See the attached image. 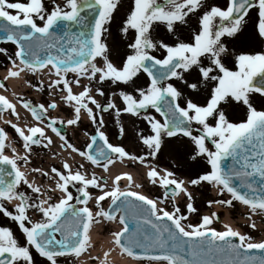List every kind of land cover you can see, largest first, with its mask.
I'll return each instance as SVG.
<instances>
[{
  "label": "snow or ice",
  "instance_id": "1",
  "mask_svg": "<svg viewBox=\"0 0 264 264\" xmlns=\"http://www.w3.org/2000/svg\"><path fill=\"white\" fill-rule=\"evenodd\" d=\"M121 3L122 0H51L49 10L44 0H0V42L17 47L15 58L8 57L12 68L0 80V89L6 88L4 81L18 78L22 72L41 77L47 74V88L53 92L59 89L63 93L60 101L73 111V118L65 121L50 115L51 110L60 107L55 99L34 104L17 97L33 123H5L22 139L23 155L14 147L13 155L6 154L8 134L0 127V211L18 223L22 234V238L18 237L11 228L0 226V264H36L33 249L48 264H59L62 256L74 261L87 256L97 264H112L110 255L117 250L128 257L146 259L148 264H264V237L256 240L227 224L224 230H217L213 226L214 219L219 220L216 212L192 223L188 217L198 209L187 187L210 184L230 198L209 200V206H233L238 201L249 209L251 228H257L256 216L264 222V110L251 102L252 93L264 96V50L236 53L229 47L231 41L244 36L253 10L258 11L255 35L264 41V0H226L224 5L211 4L209 0H131L120 26L129 51L116 63L111 59L106 34H110L109 26ZM160 26L173 39L166 42L159 38L156 33ZM7 51L0 48V52ZM193 73L195 82L189 83ZM142 75L147 78L146 86L136 87L135 94L119 91L123 107L114 99L102 103L93 94L95 89L99 96H105L99 85L106 83L135 86ZM175 81L194 94L203 89L207 92L205 101L200 103L192 95L186 96ZM33 86L42 90L43 78ZM233 101L246 106V119L233 122L228 118L224 105ZM110 110L115 112L117 123L121 113L142 116L147 121L151 134L140 137L146 147L144 155H135L110 142L102 130L106 123L103 113ZM5 113L22 120L17 103L0 94V118ZM84 115L98 125L87 150L71 143L58 126L78 125ZM48 129L66 149L105 173L125 158L145 165L146 177L164 189L163 197L151 198L132 190L143 185L136 184L130 173L115 175L109 186L108 177L98 176L95 171L89 173L84 163L73 169L67 159L62 162L63 170L31 169L53 181L47 189L36 184L22 165H29L34 145L47 148L54 143ZM119 131L121 135L125 133L122 124ZM165 137L175 141L168 146L177 155L204 161L201 173L185 180L153 164L163 151ZM125 179L129 183L122 187ZM25 185L38 195L21 190ZM181 194L189 201L187 214L175 203L172 211L162 206ZM106 199L110 200L107 210L102 204ZM5 201L14 202L15 212L8 210ZM32 213L39 217L33 220ZM104 220L121 227L111 234L112 246L92 257L91 232Z\"/></svg>",
  "mask_w": 264,
  "mask_h": 264
},
{
  "label": "rangeland",
  "instance_id": "2",
  "mask_svg": "<svg viewBox=\"0 0 264 264\" xmlns=\"http://www.w3.org/2000/svg\"><path fill=\"white\" fill-rule=\"evenodd\" d=\"M212 0H209L211 2ZM44 3L46 6L51 10L52 4L51 0H44ZM39 22V21H38ZM0 48H5L7 49V54L0 52V73L3 70H6L8 67H12L11 61L9 60V56H12L15 58V52L17 51L16 47L12 43H7V42H1L0 43ZM114 59V57H113ZM115 62V61H114ZM17 63L18 60H17ZM20 77H22L21 81L18 83V86L15 89H12L9 87L8 83L4 81L6 88L1 89L10 95H12L16 100L17 94H30L32 96V101L34 102H41V89L38 87H34L33 85H38L39 81L41 80V76L32 74L30 72H22ZM4 78V77H3ZM146 76H141L137 81L135 86L133 85H112L111 83L109 84H102L99 85L103 89L108 86V91H110V96L109 99H114L115 102L117 103L118 106L123 107V102L121 98L119 97V91L121 89L131 92L135 94V88L136 87H144L145 81H146ZM0 80L1 79V74H0ZM45 80V78H44ZM28 81H31V84L28 83ZM176 85L178 88H180L182 91H184L185 95H188V88L180 82V81H175ZM116 93V96H113L112 93ZM97 99H99L102 103H106L107 99L104 100L103 98L99 97L97 94ZM23 96H21L22 98ZM251 99L254 100L253 105L257 109L264 110V97L257 95V94H251ZM199 101L200 103H203L205 99L203 100H196ZM232 104L228 105L226 110H231L232 109ZM241 110L239 116H231L229 119H232L234 117L233 122L241 121L244 120L245 115H246V106L245 105H240ZM25 110V109H24ZM20 112V115L22 117V120H20L24 125L28 124L31 125L33 122L30 121L29 117L25 113V111ZM153 115H156L157 118L159 117V114L155 113V110H150ZM98 115H100L98 113ZM104 120L106 118L109 119V124H110V129L108 131V137L111 143L113 144H118L122 145L126 148V150L130 153H133L135 155H144L146 152V147L143 145L140 137L141 134L143 135H149L151 134V127L147 123L145 119H143L142 116H134L131 114L127 113H121V116L119 117V123H117V117L115 115L114 111H109L103 113ZM6 120H12L13 122H17V118L14 115H11L10 113H5L2 118H0L1 125L0 127H3L7 133L11 135V143L8 142L9 147L8 151L13 155L11 148L14 147L16 148V151L23 155L25 150L23 148V142L20 140V137L17 135L15 131H13L9 124L5 123ZM120 124H122L125 128V133L123 135L120 134L119 127ZM98 127V126H97ZM104 128V127H103ZM104 130V129H102ZM166 144L163 148V151L158 155V157L152 161L153 164L158 165L160 169L168 168L171 171L175 172L176 175L181 178V179H191L195 177L198 173H201L202 169L205 167V162L204 161H192L188 156L184 154L177 155V153L173 150L170 149L168 146L169 144H174L175 141H170L169 138L165 137ZM79 141V140H78ZM185 142H187V138H185ZM190 147H194V145H190ZM67 152V151H65ZM58 151L55 156L54 160H51L50 157L49 159L46 160L42 157V149L39 146H33V151L31 153V161L27 167H22L25 169V171L28 174V177L31 181H34L36 184L42 186L43 188L47 189L49 184H53V181L51 180L50 176H44L40 172H33L31 169H42L47 172H50L52 167H56L58 169L63 170V160L67 159L68 162L72 165L73 169H76L78 167V162L84 163L85 165L87 164V161L83 159L81 156L76 155L72 153L71 151L65 153ZM71 153V154H70ZM31 162H34L32 164ZM119 164H123L124 167L127 168V173L132 174V176L137 179L136 184H141L143 187L136 188L133 187V190L135 191H140L143 194H146L148 196H151L153 198L157 197H163L164 195V189L159 186V185H153L150 183L149 179L146 177L145 174V165H141L138 161H130L127 158L123 162L121 161H116ZM22 164V162H21ZM92 168L86 165V170L91 173L92 171H95L98 176L103 175L109 178L108 183L109 186H111L112 183V178L105 172H103L102 169L95 167L92 165ZM129 183V181H128ZM189 191L192 193L194 200V206L198 209V213H192L189 215L188 219L192 223H198L202 217V215L205 214H211L212 212H216L219 216V220L214 219L213 226L217 230H222L223 229V222L226 221L225 219H229L228 221L234 225V226H239L243 230V233H248L252 235L256 240L262 237V232L264 231V222H262L260 216H256L255 220L257 223V227L261 228L262 230L259 229H253L250 227V221L248 219V213L249 209L248 207H243L240 205L237 201L233 202V206H227V205H220V204H213L209 206L208 201L209 200H227L230 198L228 194H220L218 192V195L216 196V192L214 190V186L207 184V183H202L201 185L193 186V185H187ZM23 191H26L29 195H38L32 193L31 189H29L26 185L23 186L21 189ZM70 190H72L75 194V188H72L70 186ZM94 193H98V190H94ZM56 196H59V192L56 193ZM109 199H106L104 202H102L103 207L107 204ZM187 196L184 194L179 195L176 197L175 201H169L166 205H162L163 207H167L169 211L173 210V204H177L180 208L181 211L187 214V203H188ZM14 207V202L10 203ZM94 205V204H93ZM95 211V206L93 208ZM118 229V223L116 222H110V221H102L101 224L95 225L92 229L93 236L96 240H94V246L92 247L90 251V255L92 257H95L97 254L101 253L102 249V242H105L107 247H111V240L112 236L111 234ZM65 258V264H97L96 261L90 260L87 258V256H82L78 260H73L68 257ZM110 259V258H109ZM128 260V259H127ZM112 264H126L124 262H121L119 260H110ZM135 264H148V262H143V261H135Z\"/></svg>",
  "mask_w": 264,
  "mask_h": 264
},
{
  "label": "flooded vegetation",
  "instance_id": "3",
  "mask_svg": "<svg viewBox=\"0 0 264 264\" xmlns=\"http://www.w3.org/2000/svg\"><path fill=\"white\" fill-rule=\"evenodd\" d=\"M211 4H219L224 5L226 3V0H212L209 2ZM131 4V0H122L121 6L119 7V10L115 13V21L110 24L109 26V33L106 34L107 42L111 48V59L115 61L116 63H119L121 59L125 57V54L129 51L127 49V37L120 31V26L122 24L123 19L126 18V13L128 11V8ZM258 21V11L253 10L250 11V16L247 21L246 28L244 29V36L240 39H236L231 41L229 44L230 49L234 50L236 53L239 52H255V51H261L264 50V41H261L258 39L255 35V25ZM156 35L159 36V38L164 39L166 42L173 39L169 34L166 33V29L163 28V26H160L158 29V33ZM234 59V57H233ZM229 66L232 67L231 62L229 61ZM71 77V74H69ZM53 79L55 77L53 76ZM189 83L195 82V73H193L191 76L188 77ZM50 83L49 78L44 81V88L41 90V102L47 104L51 102L53 99L57 101L58 104H60V107L55 110L50 111V115L54 117H59L60 119L67 120L70 118H73V111L70 107H67L65 104H63L60 101V97L63 95L59 91V89H56L54 92L52 89L47 88V84ZM87 83V81H85ZM109 84V83H106ZM76 91H79L80 89H75ZM52 92L53 94H49ZM105 96H99L103 98L104 100H109V94L110 91H108V86L104 88ZM93 94L97 95L95 92V89L93 90ZM255 95V93H252ZM188 95H192L193 99L195 100H203L207 97V92H205L203 89L199 92V94H194L191 89H188ZM27 96V95H25ZM98 97V96H97ZM40 102V103H41ZM199 102V101H198ZM251 102H254V100L251 99ZM232 109L226 110L225 107L228 106V104L224 105V109L226 111V114L228 115V118L231 116H239L240 110L242 107L240 105H243L241 103L232 102ZM99 116V115H98ZM246 116V115H245ZM234 120V117L232 118ZM230 119L231 121H233ZM105 126L104 130L106 134H108V131L110 129L109 119H105ZM237 122H240L237 121ZM64 134L67 135L71 143L75 144L77 147L81 148L82 150H87L86 146L88 143L91 142V136L95 135L97 133V124H94L86 115L82 116L81 121L78 125L72 126L67 125V123L58 125ZM108 130V131H107ZM47 134L52 137L54 143L52 145H49L47 148L40 146L42 149V157L46 160H48L50 157L51 160H54L55 154L58 151V149H64L65 151L69 152L70 149H66L63 146V141L56 136L55 133H53L50 129L47 130ZM79 140V141H78ZM74 153V152H72ZM76 155H79L77 153H74ZM34 164V162H31ZM6 203V202H5ZM9 211L15 212V209L13 207L5 204ZM39 217L38 213H32L33 220L37 219ZM0 226H7L11 228L14 233L22 238L21 230L19 229L18 223L14 222L11 218L4 215L2 211H0ZM33 256L36 261V264H48L46 261V258L41 257L38 253L35 252L33 249ZM59 264H65V258L59 257Z\"/></svg>",
  "mask_w": 264,
  "mask_h": 264
},
{
  "label": "bare ground",
  "instance_id": "4",
  "mask_svg": "<svg viewBox=\"0 0 264 264\" xmlns=\"http://www.w3.org/2000/svg\"><path fill=\"white\" fill-rule=\"evenodd\" d=\"M10 68H12V67H10ZM9 68V69H10ZM7 72H8V70L7 71H1V75L4 77V75H7ZM21 77H18V78H9L8 80H7V83H8V85L12 88V89H15L17 86H18V83L21 81ZM0 94H4V95H7L8 97H9V99H11V100H13L14 102H16L15 101V98L12 96V95H9V94H7L6 92H4V91H2V90H0ZM17 109H18V111L19 112H21L22 110H21V107L17 104ZM8 134V133H7ZM8 138H10V134H8ZM22 170H24L25 171V169L22 167ZM127 171V168L126 167H124V165L123 164H119V163H115L114 164V166H111V171L109 172V173H107L110 177H114L115 175H117V174H120V173H124V172H126ZM134 180H135V183H136V181H137V179H135L134 178ZM123 183H125V180H123ZM127 184L128 183H126L125 185H122V187H125V186H127ZM243 206V205H242ZM244 207V206H243ZM245 208V207H244ZM226 221H224V222H226V223H228V224H231L228 220L229 219H225ZM116 223V222H115ZM121 226L120 225H118V229L120 228ZM117 229V230H118ZM91 235H92V240L94 241V240H96L95 238H94V236H93V233L91 232ZM108 247H107V245L105 244V242H102V249H101V253L104 251V250H106ZM119 260V261H121V262H124V263H126V264H135V262H134V260H132V259H128L127 260V257L126 256H124V255H122V254H120L119 253V251L117 250V251H114L111 255H110V260Z\"/></svg>",
  "mask_w": 264,
  "mask_h": 264
},
{
  "label": "water",
  "instance_id": "5",
  "mask_svg": "<svg viewBox=\"0 0 264 264\" xmlns=\"http://www.w3.org/2000/svg\"><path fill=\"white\" fill-rule=\"evenodd\" d=\"M0 22H2V21H0ZM227 163H229V164H230V163H231V161H227ZM5 167H9V166H5ZM258 254H259V253H258Z\"/></svg>",
  "mask_w": 264,
  "mask_h": 264
}]
</instances>
